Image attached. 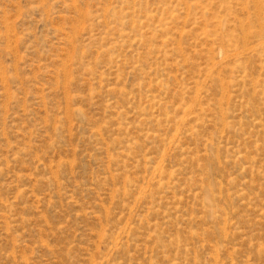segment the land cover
<instances>
[{
    "label": "rangeland",
    "instance_id": "374dc122",
    "mask_svg": "<svg viewBox=\"0 0 264 264\" xmlns=\"http://www.w3.org/2000/svg\"><path fill=\"white\" fill-rule=\"evenodd\" d=\"M0 264H264V0H0Z\"/></svg>",
    "mask_w": 264,
    "mask_h": 264
}]
</instances>
